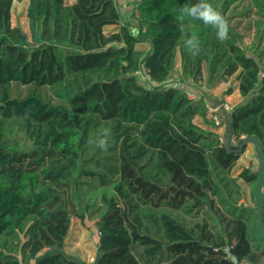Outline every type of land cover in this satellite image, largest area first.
Instances as JSON below:
<instances>
[{"label":"trees","instance_id":"trees-1","mask_svg":"<svg viewBox=\"0 0 264 264\" xmlns=\"http://www.w3.org/2000/svg\"><path fill=\"white\" fill-rule=\"evenodd\" d=\"M24 1L0 0V264H79L63 252L73 217L93 220L99 264H264L242 203L257 173L235 175L242 153L215 131L207 87L185 89L235 76L230 133L264 149V0H207L229 23L222 43L179 19L196 0H28L29 32L11 22ZM83 187L105 192L86 203Z\"/></svg>","mask_w":264,"mask_h":264},{"label":"rangeland","instance_id":"rangeland-1","mask_svg":"<svg viewBox=\"0 0 264 264\" xmlns=\"http://www.w3.org/2000/svg\"><path fill=\"white\" fill-rule=\"evenodd\" d=\"M70 1L71 0H69V2ZM28 3V0H25L24 2H16L14 3L11 11L12 26L15 27L17 25H20L26 32H29L27 19ZM129 3L130 2L119 0L118 6L122 8H126L127 6L128 8L133 9V2L130 4ZM124 19L132 21L129 14H126L124 16ZM250 42L251 38H246L245 43L248 45ZM180 72L181 68L180 64L178 63L175 73L170 78L169 83L173 84L176 81L179 82ZM234 77L230 78L227 83L220 84L219 86H216L214 88H208V85L206 83L202 84L200 86L202 88L201 91H197L194 88L190 89L188 86V88L185 87L191 97H200L203 92L205 93V88L207 87L206 91L209 99V119L215 121L216 126L217 124L215 120V113H218L217 115L222 118L220 124H223V119L227 120V117L229 116L233 108L243 103L242 98L241 96H238L237 91H235L230 96L223 95L224 91L234 85ZM138 80L143 82L142 74L138 75ZM189 83H191V81H189ZM195 122L202 125V121L199 117L196 118ZM203 126L206 127L204 124ZM224 126L225 125H222L221 127L218 126L215 131L221 135L222 142L228 145L229 137H227ZM245 138L246 137H242L240 142H238L239 140L236 141L234 139H231V142L229 143V147L231 149L240 150L242 153L234 169L235 175H238L246 167H250L255 172L260 173L259 157L257 155V144L254 141L246 140ZM242 142L244 143L243 145L241 144ZM102 191L105 192L104 190H90L86 187H83L81 190V197L85 200L86 203H93L94 201H97V199L99 198L98 196ZM243 191L244 197L242 203L247 208H254V187L243 185ZM98 240V230L95 228L93 220L87 219L85 222H81L78 218L73 217L71 230L66 239V244L63 252L69 259H76L82 264H91L98 256Z\"/></svg>","mask_w":264,"mask_h":264},{"label":"clouds","instance_id":"clouds-1","mask_svg":"<svg viewBox=\"0 0 264 264\" xmlns=\"http://www.w3.org/2000/svg\"><path fill=\"white\" fill-rule=\"evenodd\" d=\"M179 19L183 21L185 17L193 21H200L205 26H209L215 30L216 38L219 42H225L229 39V23L225 17L218 12L212 4L207 0H196L194 4H186L179 9ZM183 38V46L187 53L196 57L201 52L200 41L195 35H188L184 32L183 24L180 27ZM92 143V141H90ZM97 146L101 149L107 150V139L99 140Z\"/></svg>","mask_w":264,"mask_h":264},{"label":"water","instance_id":"water-1","mask_svg":"<svg viewBox=\"0 0 264 264\" xmlns=\"http://www.w3.org/2000/svg\"><path fill=\"white\" fill-rule=\"evenodd\" d=\"M229 116L227 117V120H225V132L227 134V137H229V142L228 145L225 144V146L231 150V151H236V152H240V150H233L229 147V143L231 142V139L233 138V135L230 133V129H229ZM242 139V138H241ZM240 139V140H241ZM246 140H252L257 144V155L259 157V168H260V173H257V183L254 186V191H253V196H254V202H255V207L251 208L252 210H254L257 213V223H256V231H255V235L257 238L259 239H264V217H263V204H264V149L261 145V143L259 142V140L256 137L250 136V137H246ZM240 140L238 142H240ZM242 145L244 144L243 142L241 143ZM229 254V250L226 251ZM98 259L99 257L97 256L95 261L91 264H99L98 263ZM73 261L82 264L80 261L76 260V259H72ZM232 262L234 264H239V261L236 257H232L231 258Z\"/></svg>","mask_w":264,"mask_h":264},{"label":"built area","instance_id":"built-area-1","mask_svg":"<svg viewBox=\"0 0 264 264\" xmlns=\"http://www.w3.org/2000/svg\"><path fill=\"white\" fill-rule=\"evenodd\" d=\"M119 1V0H118ZM121 1H127V2H130L131 0H121ZM140 74V73H139ZM147 80H149V77L147 76V77H145V76H143V84H145V83H147ZM215 115H216V117H215V120H216V124H217V127L219 126V127H221L222 126V124H220L221 122V117L219 116V115H217V113H215ZM217 121H218V123H217ZM215 122V121H214Z\"/></svg>","mask_w":264,"mask_h":264},{"label":"crops","instance_id":"crops-1","mask_svg":"<svg viewBox=\"0 0 264 264\" xmlns=\"http://www.w3.org/2000/svg\"><path fill=\"white\" fill-rule=\"evenodd\" d=\"M75 0H71L70 3H73ZM238 96H240L239 92L237 91ZM225 128V126H224Z\"/></svg>","mask_w":264,"mask_h":264}]
</instances>
